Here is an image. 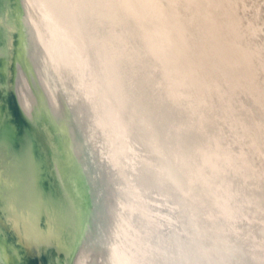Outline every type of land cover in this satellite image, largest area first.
Returning <instances> with one entry per match:
<instances>
[{
    "label": "bare ground",
    "instance_id": "obj_1",
    "mask_svg": "<svg viewBox=\"0 0 264 264\" xmlns=\"http://www.w3.org/2000/svg\"><path fill=\"white\" fill-rule=\"evenodd\" d=\"M22 1L19 101L90 201L70 264H264V0Z\"/></svg>",
    "mask_w": 264,
    "mask_h": 264
},
{
    "label": "water",
    "instance_id": "obj_2",
    "mask_svg": "<svg viewBox=\"0 0 264 264\" xmlns=\"http://www.w3.org/2000/svg\"><path fill=\"white\" fill-rule=\"evenodd\" d=\"M24 12L22 0H0V49L2 51H6V49L8 50L7 54L5 52V54L0 55V70H3L5 65L10 67L9 75L7 77L9 79V85H6L4 89H0V120L3 117L6 118L10 113H15V115L25 120L30 127L29 129H25L27 127H24V129H3L1 131L0 145L4 153L1 157L6 163L2 170H5V168L7 169L10 163L15 162L17 163L16 165L20 166L24 175L26 174V171L29 172L30 167H32L35 180H37L40 175L39 168L42 166V163L45 162L48 167L50 165L51 169L49 170L54 176V179H52L53 183L59 191L57 192V199L58 202H62L61 209L57 208L60 209L61 213H66L68 211L70 218L74 220L73 225L77 227L75 242L73 243L72 251H69V253L57 251L54 248L46 249L42 247V242H39L37 245L42 249L40 253L38 254L37 251L34 250L30 253L28 251H23V260L21 264H70L82 235L81 230L78 228H80L79 226L81 225L84 226L87 217L89 219V211H87V207L89 208L90 201L86 196L85 203H82L81 198L78 195L74 196L67 184V180L65 179L66 171H70V167H75L73 158L69 157L66 153V135L63 134L53 122V129L44 127L39 112H37L33 119L28 117L19 101L17 83L21 70L27 81L32 82V65L27 51V38L23 21ZM9 39L12 40L9 41ZM37 94L38 96L40 95L39 92H37ZM33 128L38 129V135L40 137L39 141H35L34 143H32L29 138V134ZM56 163L58 164L59 169H57ZM75 169L77 170L76 167ZM58 170L62 175L64 185L58 176ZM69 173H71V171ZM70 175L76 177L77 180H81L82 178L77 171ZM25 176L24 180L26 181L27 178ZM27 190L28 192L23 195L28 197L30 201L31 198L33 199L34 197V191L31 192L30 187H28ZM34 190L36 189L34 188ZM9 197L10 196L5 198L3 196L0 197V204H3L5 209H7L6 204ZM47 201L50 208L46 207V210H42V208L40 209L39 207L38 209H33V205H30L31 207H28L30 210L26 211L34 214L35 220H39L40 222V218L46 217L45 215L48 212L46 225L49 226L48 220L50 219L52 222L51 218L52 215L54 216L55 208L50 202L51 198L49 196H47ZM7 212L8 211L5 210L6 214H8ZM64 254L66 256H64Z\"/></svg>",
    "mask_w": 264,
    "mask_h": 264
},
{
    "label": "rangeland",
    "instance_id": "obj_3",
    "mask_svg": "<svg viewBox=\"0 0 264 264\" xmlns=\"http://www.w3.org/2000/svg\"><path fill=\"white\" fill-rule=\"evenodd\" d=\"M11 40L12 39H9V41ZM5 52L7 54L8 50L6 49V51H2L0 49V55L5 54ZM4 69L0 70V89H4L6 85H9V79L7 77L9 75L10 67L5 65ZM39 113L44 127L53 129L52 121L44 103H42ZM24 127H27L25 129L30 128L28 123L21 117L15 115V113H10L6 118L3 117L0 120V129H24ZM16 164L17 163L12 162L7 169L5 168V170L0 172V197L5 194L6 191H9L10 193L9 200H7L6 204L8 210L4 208V210L8 211V214H6L5 217L17 225L16 229L12 231L7 230L6 228L3 229L1 226L5 227V225L0 212V233L2 237L0 242L3 246L1 248L4 251L6 264H21L23 260V251H28L30 253L34 250L39 254L42 250L41 247L37 245L39 242H42V247L46 249L54 248L57 251L71 252L73 243L75 242L77 227L73 225L74 220L70 218L67 210L66 213L60 212L62 202H58L57 192L59 191L51 179L48 165L43 162L42 166H40V175L35 182L36 190H34V197L33 199L31 198L32 201H29V198L23 195L24 192L22 191L21 182L19 180V171L21 169L20 166ZM48 175L50 176V179H48ZM47 195L51 198L50 202L55 208L54 216L52 215V218L50 217L52 222L49 218L50 221L47 219L49 226L46 225L48 212L45 215L46 217L40 218L41 222L35 220V215L33 216L30 213H27L26 215V213H23L30 210L28 208L31 207L30 205H33V209H38L39 207L40 209L42 208V210H46V207L50 208L47 201Z\"/></svg>",
    "mask_w": 264,
    "mask_h": 264
},
{
    "label": "flooded vegetation",
    "instance_id": "obj_4",
    "mask_svg": "<svg viewBox=\"0 0 264 264\" xmlns=\"http://www.w3.org/2000/svg\"><path fill=\"white\" fill-rule=\"evenodd\" d=\"M3 129H0V135H1V131H2ZM1 137V136H0ZM29 138H30V140L32 141V143H34L35 141L36 142H38L39 141V135H38V129H35V128H33V129H31V132H30V134H29ZM4 155V153H3V151H2V148H1V145H0V172L2 171V169L4 168V165L6 164L3 160H2V157L1 156H3ZM49 169H51L50 168V165H49ZM33 171V169H32V167H30V169H29V172H27L26 171V176L24 175V173H22V169L19 171L20 172V177H19V180H20V182H21V186H22V191L26 194L27 192H28V187H30V190H31V192L32 191H34V186H35V182H36V180H35V177H34V173L32 172ZM49 172L51 173V171L49 170ZM24 176L27 178V180L25 181L24 180ZM49 176V175H48ZM54 176L52 175V173H51V179H54L53 178ZM48 179H50V176L48 177ZM4 198L5 197H7V196H10V193H9V191H6L5 192V194H3L2 195ZM48 196V195H47ZM4 206H3V204L1 205L0 204V212H1V215H2V217H3V222H4V225H5V227H3V226H1L3 229H7V230H9V231H12V230H14V229H16V227H17V225L16 224H14L12 221H10V220H8L6 217H5V215H6V213H5V210H4ZM3 231V230H2ZM1 232V231H0ZM0 240H2V237H1V233H0ZM0 246L1 247H3L2 246V243L0 242ZM66 254V253H65ZM64 254V256H66Z\"/></svg>",
    "mask_w": 264,
    "mask_h": 264
}]
</instances>
